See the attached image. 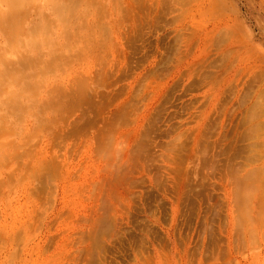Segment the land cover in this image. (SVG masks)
<instances>
[{"label":"rangeland","instance_id":"rangeland-1","mask_svg":"<svg viewBox=\"0 0 264 264\" xmlns=\"http://www.w3.org/2000/svg\"><path fill=\"white\" fill-rule=\"evenodd\" d=\"M20 1L0 264H264V0Z\"/></svg>","mask_w":264,"mask_h":264},{"label":"bare ground","instance_id":"bare-ground-1","mask_svg":"<svg viewBox=\"0 0 264 264\" xmlns=\"http://www.w3.org/2000/svg\"><path fill=\"white\" fill-rule=\"evenodd\" d=\"M16 1H17V0H15V2H16ZM75 1H76V0H75ZM21 2H22V4H21ZM70 2H71V1H70ZM11 3H12V2H11ZM17 3H18V2H17ZM19 3H20L21 6L24 4L23 1H20V0H19ZM19 3H18V4H19ZM71 3H72V2H71ZM18 4H17V5H18ZM73 4H75V2H74ZM13 5H14V4H13ZM13 5H12V6H13ZM66 5H67V4H66ZM10 6H11V5H10ZM15 6H16V5H15ZM18 6H19V5H18ZM21 6H20V8H21ZM64 6H65V4H64ZM58 7H59V6H58ZM60 7H63V5H61ZM20 8H19V9H20ZM63 8H64V7H63ZM63 8H62V9H63ZM67 8H68V5H67ZM67 8H66V9H67ZM28 9H29V8H28ZM51 10H52V12H53L54 14H56V16H57V18H58V21H59L60 25H62V26L64 27V26H65V23H64L63 21H65V20H63V21L61 22V20H62V16H63V18H64V15H65V14L63 13V10L60 11V8H55V7L52 8ZM66 12H67V15H68V10H67ZM52 15H53V14H52ZM49 16H51V15H49ZM53 16H55V15H53ZM11 19H12V18H11ZM64 19H65V18H64ZM12 20H13V19H12ZM12 22H13V21H12ZM43 22H44V20H43ZM51 22H52V21H51ZM54 22H55V21H54ZM45 23H46V22H45ZM48 24H50V22H49ZM53 25H55V24H53ZM47 26H49V27H47V28H49V29L51 28L50 25H47ZM58 26H59V25H58ZM58 26H57V27H58ZM52 27H53V26H52ZM32 28H33V27H32ZM58 28H59V27H58ZM58 28H57V29H58ZM65 28H66V26H65ZM23 29H24V28H22V31H24ZM42 29H43V28H42ZM49 29H48L47 33L49 32ZM52 30H53V29H52ZM37 31H38V30H37ZM50 33H51V31H50L48 34H50ZM36 36H37V35H36ZM38 38H40V37L38 36ZM35 41H36V40H35ZM22 43H23V42H22ZM15 44H16V43H15ZM20 44H21V43H20ZM37 45H38V44H37ZM12 46H13V43H12ZM73 47H74V46H73ZM23 48H24V47H23ZM32 50H33V49H32ZM34 51H36V50H33V52H34ZM36 53H37V52H36ZM37 54H38V53H37ZM29 78H30V77H29ZM15 95H16V94H15ZM15 95H14V96H15ZM15 100H16V98H15ZM2 114H3V113H2ZM3 122H4V121H3Z\"/></svg>","mask_w":264,"mask_h":264}]
</instances>
